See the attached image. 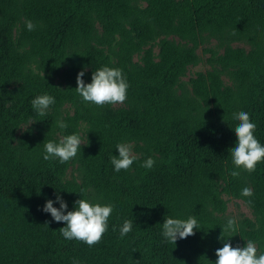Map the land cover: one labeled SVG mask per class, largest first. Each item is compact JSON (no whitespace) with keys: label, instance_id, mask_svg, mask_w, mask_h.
<instances>
[{"label":"trees","instance_id":"1","mask_svg":"<svg viewBox=\"0 0 264 264\" xmlns=\"http://www.w3.org/2000/svg\"><path fill=\"white\" fill-rule=\"evenodd\" d=\"M206 36L221 52L210 54V68L189 77L185 88L178 78ZM155 37L153 53L145 45ZM239 39L247 49L228 43ZM103 66L126 76L123 104L99 107L76 92L81 70L87 84ZM44 94L55 103L40 116L31 101ZM65 103L71 111L61 114ZM241 111L264 146V0H0V264H215L230 218L220 214V192L253 215L236 219L238 232L223 238L233 247L252 240L264 254V161L248 173L230 152L239 124L233 114ZM79 122L85 127L76 157L45 161L44 144L79 135ZM128 141L137 159L117 173L111 157ZM149 157L150 170L141 166ZM70 163L77 179L60 180ZM245 187L251 197L241 195ZM57 193L68 211L81 198L114 205L99 244L61 236L65 222L42 210ZM190 216L199 225L195 234L166 242L165 219ZM125 220L133 228L121 238Z\"/></svg>","mask_w":264,"mask_h":264},{"label":"clouds","instance_id":"2","mask_svg":"<svg viewBox=\"0 0 264 264\" xmlns=\"http://www.w3.org/2000/svg\"><path fill=\"white\" fill-rule=\"evenodd\" d=\"M28 31H34L36 25L31 21H26ZM85 70H81L76 77V92L82 97L84 102L92 103L96 106L123 104L127 99V90L129 84L126 76L119 68H111L103 66L95 70L91 77V83H85L83 77ZM55 103V98L51 95H40L31 101L32 109L40 116L46 114L50 105ZM233 119L239 121L235 127L237 142L234 148L230 149L232 162L237 169L242 168L248 173L256 170V166L264 161V146L255 137L256 124L250 120L247 112L241 111L233 114ZM60 129H66L68 125L61 121H57ZM81 137L73 133L63 136L60 141H48L44 144L45 161L58 159L59 163L64 164L76 157L81 149ZM119 155L111 157V164L114 171L119 173L121 170H128L137 157L133 154L132 145L129 143H118L116 145ZM155 160L151 157L147 158L141 165L146 169H152ZM232 177H238L239 171L232 170L229 173ZM86 189L81 188L80 193H85ZM241 195L251 197L253 191L249 187H245L241 191ZM59 203L60 207H54V203ZM249 203L251 201L249 200ZM68 205L63 198L57 193L56 201L47 200L43 207V211L50 213L56 222H65L66 226L59 229L61 236L65 240H77L85 243L89 247L99 244L108 230V220L111 216L114 205L90 203L89 200L81 198L75 201V208L68 211ZM66 213V214H65ZM133 221L125 220L120 228V236L123 238L132 231ZM199 225L195 217H188L186 220L167 218L163 223L162 236L166 242L175 244L178 239H184L194 235V229H198ZM239 225L235 218H229L222 228V234L238 232ZM115 231V229H113ZM221 234L220 239L224 241L223 247L216 250L217 260L215 264H264V254L257 255L256 243L248 240L244 247L239 245L233 247L228 239H224ZM78 264V261H74Z\"/></svg>","mask_w":264,"mask_h":264},{"label":"rangeland","instance_id":"3","mask_svg":"<svg viewBox=\"0 0 264 264\" xmlns=\"http://www.w3.org/2000/svg\"><path fill=\"white\" fill-rule=\"evenodd\" d=\"M138 4L142 5L143 2L139 1ZM167 37L173 38L174 40L181 42L175 36L167 35ZM157 39H158V37H155L154 39H152L151 41H149L145 45V46H150L153 53L156 52V48H157L156 41H157ZM228 43L231 46H240L244 49H247V47H248V44L244 40H241V39L230 40ZM221 49H222L221 46L217 44V41L214 37H211V36L204 37L203 41L200 44H198L195 48V53H196L195 62L187 65L184 73L178 78L179 84H181L185 88H189L188 78L193 76L196 72L204 71V70L210 68V64L207 61V57L210 54L220 53ZM138 58H139V53H135L132 55V59L134 61H138ZM220 78L224 83L228 82V79L224 73H220ZM53 80L58 85L61 84V81H60L58 76H55L53 78ZM70 111H71V106L69 104L65 103L61 106V109H60L61 114H64V113H67ZM22 127H23V124L19 125V127L17 128V131L19 129H21ZM84 127H85V125L83 122L78 123V130H79V135L81 137V140H82ZM125 143H129L132 145L133 154L136 155L137 152L134 148L135 142L128 141ZM68 178L77 179V169H76V166L74 163H70L66 167V169L64 170V173L61 176H59L60 180H64V179H68ZM220 196L223 199V208L220 211V214L225 215V216L230 217V218H235V219H238L241 217H246L250 220H253V215H252L250 209L243 203L242 200H240L239 198L233 197L231 195H228L224 192H220Z\"/></svg>","mask_w":264,"mask_h":264}]
</instances>
